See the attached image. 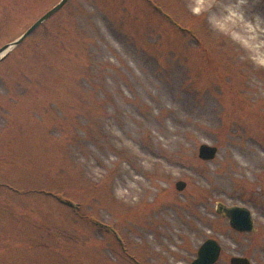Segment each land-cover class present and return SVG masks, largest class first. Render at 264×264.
I'll list each match as a JSON object with an SVG mask.
<instances>
[{
  "label": "rangeland",
  "instance_id": "obj_1",
  "mask_svg": "<svg viewBox=\"0 0 264 264\" xmlns=\"http://www.w3.org/2000/svg\"><path fill=\"white\" fill-rule=\"evenodd\" d=\"M60 1L0 0V49ZM210 238L264 264V0H68L0 61V264H191Z\"/></svg>",
  "mask_w": 264,
  "mask_h": 264
},
{
  "label": "water",
  "instance_id": "obj_2",
  "mask_svg": "<svg viewBox=\"0 0 264 264\" xmlns=\"http://www.w3.org/2000/svg\"><path fill=\"white\" fill-rule=\"evenodd\" d=\"M68 2L61 0L55 7L44 14L37 20L23 35L14 42L3 46L0 49V61L3 60L12 49L19 46L27 37H29L43 23L59 12ZM219 149L217 146L202 144L199 147V158L204 161H212L216 158ZM186 187V183L178 181L176 188L182 191ZM216 213L222 218L228 220L232 230L239 234H253L257 231L252 211L241 205H228L224 202H217L215 207ZM222 247L219 242L213 238L206 240L198 250L197 258L191 264H216L220 258ZM230 264H251L248 257H232Z\"/></svg>",
  "mask_w": 264,
  "mask_h": 264
}]
</instances>
